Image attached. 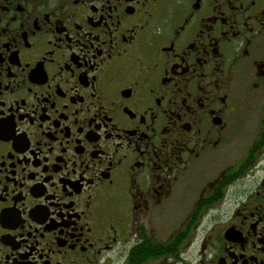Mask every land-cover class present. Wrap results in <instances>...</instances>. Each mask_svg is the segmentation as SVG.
Instances as JSON below:
<instances>
[{"label":"flooded vegetation","instance_id":"1","mask_svg":"<svg viewBox=\"0 0 264 264\" xmlns=\"http://www.w3.org/2000/svg\"><path fill=\"white\" fill-rule=\"evenodd\" d=\"M0 264H264V0H0Z\"/></svg>","mask_w":264,"mask_h":264}]
</instances>
